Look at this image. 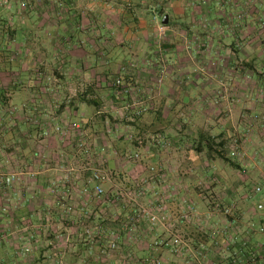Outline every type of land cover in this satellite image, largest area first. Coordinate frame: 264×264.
I'll list each match as a JSON object with an SVG mask.
<instances>
[{"label":"crops","instance_id":"crops-1","mask_svg":"<svg viewBox=\"0 0 264 264\" xmlns=\"http://www.w3.org/2000/svg\"><path fill=\"white\" fill-rule=\"evenodd\" d=\"M0 5V264H264V0ZM202 135L260 153L228 171Z\"/></svg>","mask_w":264,"mask_h":264},{"label":"trees","instance_id":"trees-1","mask_svg":"<svg viewBox=\"0 0 264 264\" xmlns=\"http://www.w3.org/2000/svg\"><path fill=\"white\" fill-rule=\"evenodd\" d=\"M239 15H241V14H239ZM239 15H237V16H239ZM159 18V22H160V24L164 27V25L162 24V22H161V17L159 16L158 17ZM124 68V69H123ZM126 68H127V66H123L121 69H120V71L115 75V77L113 78V80H112V84L110 85V89H111V91H112V93H115L114 95H113V97L115 98H117V97H128L129 99L128 100H130V103H129V105L131 106V103H132V97H131V95H128V94H126L125 95V93H124V90L125 89H127V88H132V86H129V85H127L126 84V74L127 73H125L126 72ZM116 80H120L121 81V85L120 86H117L116 85ZM123 87V88H122ZM136 97V96H135ZM137 98V97H136ZM137 101H138V99H137ZM96 104V103H95ZM97 105H98V103H97ZM96 105V106H97ZM143 108H145L146 109V107H143L142 105H140L139 106V110H141V109H143ZM147 110V109H146ZM146 110H145V112H146ZM138 110H136V112H137ZM136 112L134 113V117L135 118H138V117H140V116H142L145 112H143V113H141L140 115H136ZM222 136V135H221ZM220 136V137H221ZM219 137V138H220ZM215 140H216V138H211L210 136H208V135H202L201 136V141L200 142H198L197 144V147H193L194 148V151H195V153H197V154H201V153H203L205 156H209V157H211L210 159L212 160V159H215V160H219V161H223L224 162V164H228L230 167H232V168H234L235 170H238L240 173H242L243 172V168L241 167V165L240 164H238V163H234L231 159V156H234V155H236V153H238L239 154V151H238V149H236L235 151H237L236 153H234V152H232L230 155V157L227 155V152H226V143L228 142V140H226V139H224V140H222V141H220L219 143H216L215 144ZM202 141H203V143H202ZM216 145H217V148H216ZM206 147V149H202V148H205ZM234 154V155H233ZM213 155H214V157H213ZM235 158H236V156H234ZM114 176V175H113ZM218 207H220V205L218 206ZM228 210L229 211V213L228 214H225L224 213V210ZM221 212L225 215V216H228V215H230V209L229 208H224V207H222L221 208ZM260 231L262 232L263 231V228H261L260 229Z\"/></svg>","mask_w":264,"mask_h":264},{"label":"built area","instance_id":"built-area-1","mask_svg":"<svg viewBox=\"0 0 264 264\" xmlns=\"http://www.w3.org/2000/svg\"><path fill=\"white\" fill-rule=\"evenodd\" d=\"M237 18L238 19H242L243 17H242V15H239ZM153 23L155 25H157V29L160 31V28H161L162 25L159 22V18L154 17L153 18ZM115 83H116L117 86L121 85V81L120 80H116ZM132 88L125 89L124 93H125V95L126 94L131 95V97H132L131 106L136 107L138 105V101H137V98L134 96V93H135L134 91L137 88H135V89H132ZM145 110H146L145 108H143L141 110L138 109V111L136 112V115H140L141 113L145 112ZM135 157H137V156H135ZM15 179H16V174L5 173V172L2 171V169H0V180L2 181V183H5V185L10 186V185L13 184ZM90 181H92V183H94V186L92 188L93 194L95 196H97V197H100L101 195L104 194L103 185L106 182L109 181V178H108V175H106L102 171L95 170L94 172H92V176H91V180ZM256 190L259 191L258 188ZM89 192H90V190H88V188L84 189V193L88 194ZM191 211L194 212L193 209ZM224 213L228 214L229 211L225 209ZM145 214L148 215V213H145ZM148 216L150 217V220L152 222L156 221V218L154 216H151L150 214ZM157 244L159 246H161V247L170 248L171 251H173L174 253H178L179 252L178 247L181 244V240L178 237L174 236V237H171V238H168V239L160 240L159 242H157ZM111 248L112 249L115 248V245H111ZM142 264H160V261H158V260H148L147 259Z\"/></svg>","mask_w":264,"mask_h":264},{"label":"rangeland","instance_id":"rangeland-1","mask_svg":"<svg viewBox=\"0 0 264 264\" xmlns=\"http://www.w3.org/2000/svg\"><path fill=\"white\" fill-rule=\"evenodd\" d=\"M0 7H2V9H6V6H2V5H0ZM22 17L23 16H21V20L19 19V21H14V23H9V22H7V24L8 25H10V26H14V27H16V28H19V29H22L23 27H22V23H23V19H22ZM7 24H6V22H1V28L3 29L5 26H7ZM155 25V24H154ZM155 27H156V30H157V32H162V29H163V26H161V28H160V31L157 29V25H155ZM24 96H25V94L23 93V92H20V93H17L16 94V99L18 98L19 100H24L25 98H24ZM17 99V100H18ZM240 108H242V105L240 106V105H238L237 106V109L238 110H240ZM204 116V115H203ZM203 120H206L207 121V117H205V118H203ZM207 122H209V124L213 127V126H215L214 125V121L213 120H208ZM261 130H263V128H261ZM211 131H215V128H213V129H211ZM245 136H246V134H245ZM245 139V138H244ZM237 145V144H236ZM230 148H227L226 149V152H227V155L230 157L231 155V153L232 152H234L235 150H229ZM252 149V150H251ZM249 148L248 147V145H247V149H245V148H243V150H242V148L241 149H239L238 148V151H239V154L238 153H236L237 151H235L234 153H236V155H234V156H236V158L234 157V156H231V160L234 162V163H238V164H240V165H245L246 164V159H247V157H246V155L249 157V158H253L254 157V155H255V153L256 152H258V153H260V148L258 149L259 151H255V148L254 147H252V148ZM264 150V149H263ZM261 154H263L264 155V151H262L261 150ZM262 156V155H261ZM262 159V158H261ZM254 160H255V162L257 163V164H259L258 163V161L259 160H257V159H255L254 158ZM227 169H228V171H231V167L227 164ZM251 171V170H250ZM256 177L257 176H255L254 175V173L252 174V175H250V179L246 182V183H244L245 184V186H250V185H252L253 184V181L256 179Z\"/></svg>","mask_w":264,"mask_h":264}]
</instances>
